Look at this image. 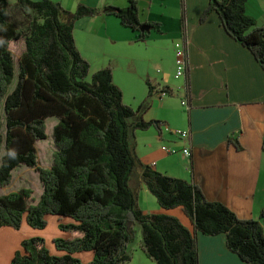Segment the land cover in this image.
Segmentation results:
<instances>
[{"label": "trees", "instance_id": "trees-1", "mask_svg": "<svg viewBox=\"0 0 264 264\" xmlns=\"http://www.w3.org/2000/svg\"><path fill=\"white\" fill-rule=\"evenodd\" d=\"M249 1L210 0L201 21L216 11L228 34L264 68V26L248 14ZM12 7L10 0H0V156L5 147L0 188L25 164L39 173L44 190L37 203L29 202L31 188L0 195V228L20 229L26 221L45 229L49 215L70 217L75 223H61L60 229L70 236L54 239L64 254H53L45 238L32 237L22 242L25 253L18 250L11 264H126L132 259L129 247L137 223L143 229L141 248L156 264H201L198 232L225 234L228 247L242 260L264 264V212L259 219L240 218L225 203L209 200L198 184L161 172L139 157L137 131L156 127L161 132L164 126L143 117L151 98L173 90L156 88L148 80V97L135 108L125 102L113 66L92 71L76 42V22L85 16L115 15L137 31L141 41L152 29L160 31V24L144 21L136 0L124 8L81 3L74 11L55 0H16V11ZM20 40L26 48L12 90L16 66L10 45ZM51 116L59 117L54 128L57 149L52 166L43 167L36 143L48 138ZM137 168L141 183L159 205L182 210L193 229L175 215L143 210L141 187L134 184ZM84 251L95 253L90 262L76 256Z\"/></svg>", "mask_w": 264, "mask_h": 264}, {"label": "crops", "instance_id": "crops-1", "mask_svg": "<svg viewBox=\"0 0 264 264\" xmlns=\"http://www.w3.org/2000/svg\"><path fill=\"white\" fill-rule=\"evenodd\" d=\"M55 1L74 11L81 3L100 9L109 5L124 8L131 0ZM136 1L144 21L160 24V31L152 29L145 41L139 39L137 31L124 26L119 17L105 13L79 19L75 36L83 56L92 64V71L113 66L115 81L123 89L124 98L125 87L135 82L136 66L153 59L172 66V72L166 71L160 77H153L142 68L148 91L139 105L148 97V80L156 88L169 86L173 93L158 91L151 98V107L143 117L162 121L164 126L161 132L156 127L137 131L139 157L161 172L198 184L209 200L225 203L240 218H261L264 212V68L252 51L228 34L216 11L201 21L210 0ZM247 12L259 26H264V0H250ZM184 29L190 38L188 79L176 77L175 43L182 38ZM177 94L184 110L169 102ZM185 98H189V108L182 104ZM179 130L189 131L191 137L183 138ZM188 146L192 149L190 157L183 153ZM164 147L177 149L178 153H168ZM141 172L140 169V178ZM138 186L141 193L146 185ZM150 203L155 202L150 200ZM141 207L149 213L180 215L177 209L165 210L155 204L153 209L145 204ZM180 219L194 228L184 212ZM49 220L54 223L55 231L49 236H45L47 228L36 229L26 221L20 229L0 228V264H11L18 250L25 253L22 242L32 237L45 238L53 254H64L56 249L54 239L68 238L70 234L61 230L60 224L75 221L59 215H49ZM261 220L264 226V217ZM197 237L201 264H248L228 247L225 234L198 232ZM94 254L84 251L76 256L90 262Z\"/></svg>", "mask_w": 264, "mask_h": 264}, {"label": "rangeland", "instance_id": "rangeland-1", "mask_svg": "<svg viewBox=\"0 0 264 264\" xmlns=\"http://www.w3.org/2000/svg\"><path fill=\"white\" fill-rule=\"evenodd\" d=\"M10 2L12 3L13 10L16 11L15 9L16 0H10ZM10 48L13 51L14 58H15V66H16V79L14 81V84L12 85V90H13L15 88V85L18 79L20 57L26 48L25 42L24 40L13 41L10 45ZM168 61L170 62L169 54H168ZM142 68H146L147 71H149L147 73H150L153 77L154 76L160 77L166 71L168 72L173 71V68L171 65L166 66V63H164L160 59L149 60L147 63H145L141 67L136 66V72H135V75L133 76V79L135 80V82L131 84L130 86L125 87V95H126L125 102L127 101L126 103L128 104L132 103L133 104L132 106L135 108L139 107L138 106L139 100L144 98L147 95V91H148V86L145 83V78L142 76ZM176 97L177 99H175ZM173 98L174 99H170L169 102L172 105H176V107H180L182 108V110H184V108L181 105L178 94L174 95ZM135 119L136 118H133V120ZM57 120H59L58 116H51L47 119L48 138L44 140H40L36 143V146L38 149L39 164L43 167H50L49 165L53 162V153L57 149L55 145V138H54L55 126L53 125V123ZM4 132H5V128H4ZM174 150H176V152L172 154H177L178 150L177 149H174ZM4 154H5V147L2 150V156ZM2 156H0V165L2 163ZM139 170L140 169L137 168L134 172L133 177H134L135 185L141 184V178L138 173ZM179 174L182 175L181 173ZM174 176H177V175H174ZM22 188H31L33 190L32 198L29 200L30 203H37L38 200L41 198V195L44 190L43 183L40 179L39 173L34 168H31L25 164L20 165L14 170L12 182L8 186L0 188V195H7L10 192L18 191ZM140 194H141V205L145 204L146 207L147 206L151 207V209L154 208V204L155 206H160L158 204L156 197L153 196V194L149 192L146 186H144V190H142ZM150 200H154L155 203L153 204L150 203ZM177 211L180 214L179 216L176 214H171V213L169 214L182 218L183 211L180 209H177ZM136 230H137L136 239L130 244V247H129V252L132 256V259L126 264L132 263L133 260H134L133 262L134 264H145V262H147V264H156L153 262L150 263L151 262L149 261L150 258L146 255V253L141 248V243H142V238H143V235H142L143 229H142L141 223H137ZM54 232H55L54 223L52 221L50 222L49 220L47 231H46L47 234H45V236L52 235L54 234Z\"/></svg>", "mask_w": 264, "mask_h": 264}, {"label": "built area", "instance_id": "built-area-1", "mask_svg": "<svg viewBox=\"0 0 264 264\" xmlns=\"http://www.w3.org/2000/svg\"><path fill=\"white\" fill-rule=\"evenodd\" d=\"M189 44H190V38L188 36V33L186 29L183 31V36L180 40H178L175 43V51H176V63H177V73L176 77H185L189 78V70H190V60H189ZM187 89L190 90V85L187 83ZM182 104L184 106L190 107L189 98H185L182 101ZM178 134L181 135L183 138H190V132L189 131H178ZM164 150H166L168 153H175L176 150L174 149H168L167 147H164ZM183 153L186 156L192 155V149L190 146L185 147L183 149Z\"/></svg>", "mask_w": 264, "mask_h": 264}, {"label": "clouds", "instance_id": "clouds-1", "mask_svg": "<svg viewBox=\"0 0 264 264\" xmlns=\"http://www.w3.org/2000/svg\"><path fill=\"white\" fill-rule=\"evenodd\" d=\"M9 155L12 156L13 158L15 157V153L14 152L9 153Z\"/></svg>", "mask_w": 264, "mask_h": 264}]
</instances>
